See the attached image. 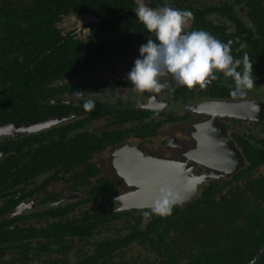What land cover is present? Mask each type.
Here are the masks:
<instances>
[{"label":"flooded vegetation","instance_id":"1","mask_svg":"<svg viewBox=\"0 0 264 264\" xmlns=\"http://www.w3.org/2000/svg\"><path fill=\"white\" fill-rule=\"evenodd\" d=\"M51 1L0 0V70L9 75V61L24 59L31 62L25 75L42 63L43 80L0 114V264H156L170 253L196 252L206 238L220 245L217 251H237V239L251 236L241 227L245 217L264 207V164L241 174L249 160L264 157V0H143L154 9L168 5L192 12L186 32L207 31L232 41L234 58L250 57L254 86L236 96L230 95L234 82L223 74L206 88L188 89L163 75L160 83L167 87L159 93L135 91L127 74L140 58V46L155 39L136 17L138 0L116 9L123 23L110 26L78 11L84 7L80 1L63 9L56 2L43 23L55 36L45 45H67L72 59L86 55L93 66L75 71L76 64L61 78L45 81L43 62L57 63L48 57L51 50L35 52L26 41L24 58L9 56V23L2 22L15 9L29 11L28 20ZM89 101L94 107L86 110ZM125 148L135 150L124 153L132 166L151 158L154 181L160 174L163 184L165 176L166 184L191 197L172 207L197 205L199 215L173 223L163 237L151 202L135 200L137 188L119 173L116 163ZM239 154L244 167L233 171ZM173 162L176 176L164 168ZM181 163L188 170L179 171ZM127 236L133 239L124 243ZM114 243L120 246L110 251Z\"/></svg>","mask_w":264,"mask_h":264},{"label":"trees","instance_id":"2","mask_svg":"<svg viewBox=\"0 0 264 264\" xmlns=\"http://www.w3.org/2000/svg\"><path fill=\"white\" fill-rule=\"evenodd\" d=\"M58 1L62 3L60 6L61 9L68 5L67 3L69 2H82L84 7L80 8L78 11L86 10L94 14L95 18H103V21H97V25L106 24L107 26L115 25L118 22L122 24L123 21L121 17L114 15L116 13L115 10L120 7H122L121 9L128 7L130 5L129 2L132 4L130 0H52L51 3L46 6L43 13H33L30 18L28 17V20L26 15L29 11L27 10L21 13L15 9L13 12L6 13L2 23H9V56L12 54H18L17 57L24 58L26 51V41L28 47L33 49L35 52L38 50V48L42 52L51 50V53L48 55V57L56 60L57 63L54 61L53 65L47 60L43 62L47 71V78L45 81L49 82L61 78L63 76V74H61L62 72L70 73L72 67L76 64L78 67L75 71H82L89 69L90 66H93L88 64V57L86 55L75 56L72 59L74 52L69 53V47L67 45H60L57 49H52V45H45L48 40L54 38L55 33L43 27V23L47 22L48 19L52 17V10L56 7L55 4L56 2L58 3ZM34 7L42 8L43 6L39 4L35 5ZM113 15L114 18H111ZM28 24H37L38 26L31 28L28 26ZM0 46L5 48L3 45ZM69 56H71L72 61L70 58H68ZM30 63L31 62H25L24 59L11 60L9 61V75L6 74L3 69L0 70V114L2 116L6 115L4 113V109L9 108V105H12L13 100L15 104L21 103L20 98L25 95V91L27 89L37 87L43 82V80H40V67L42 63H37L35 67L29 71V74H22L24 67L28 66ZM17 65H20L21 67L18 68ZM67 70L68 72H66ZM50 73L53 74V77ZM21 107L22 105L18 108ZM249 162L250 165L241 174H245L246 172L262 166L264 164V157L259 155L257 158H252L249 160ZM254 199L258 200L259 198L254 197ZM199 208L201 207L197 205H193L192 207L186 208L184 210H181V208L172 207L170 215L161 216L155 214V223H157L158 227L163 226V237H167L168 231L171 229L169 226H171L173 223L175 226L179 225V223L182 221L181 219L187 215L198 216L200 213ZM213 209L214 204L211 199V210ZM97 226L98 224H95L93 230ZM241 227H244V232L248 235L251 234V236L248 238L237 239V251H232L230 246L222 249L221 251H217L215 249L219 248L220 245H218L215 240L208 241L206 238L205 240L201 241V244H197V246L200 248L197 249L196 252H191L190 255H185L184 249L176 254L170 253L165 258L160 257L156 264H249L264 246V207H255L253 212L245 217V221ZM173 230L176 232L179 231L177 227L173 228ZM124 239H126L124 240V243H127L133 238L131 236H127ZM118 245L119 243H114L110 251H112L113 248H117ZM164 245L168 248L173 246L170 243H164ZM240 247H244V252H240ZM190 248L193 247L191 246ZM213 250L217 252H214ZM255 264H264V255Z\"/></svg>","mask_w":264,"mask_h":264},{"label":"clouds","instance_id":"3","mask_svg":"<svg viewBox=\"0 0 264 264\" xmlns=\"http://www.w3.org/2000/svg\"><path fill=\"white\" fill-rule=\"evenodd\" d=\"M134 12L146 31L155 37L147 38V43L140 46V58L127 74L135 91L159 93L167 87L160 83L163 75H170L179 86L193 89L206 88L218 79V74H223L234 82L235 87L230 90L232 96L244 95L245 90L254 86L250 57L244 54L240 59L234 58L232 41L221 42L204 30L185 31V26L194 19L192 12L168 5L154 9L143 0H138ZM244 47L246 45L241 44V48ZM93 107L91 101L84 105L86 110ZM174 203L170 189L162 188L151 212L170 215Z\"/></svg>","mask_w":264,"mask_h":264},{"label":"water","instance_id":"4","mask_svg":"<svg viewBox=\"0 0 264 264\" xmlns=\"http://www.w3.org/2000/svg\"><path fill=\"white\" fill-rule=\"evenodd\" d=\"M49 125L44 124L42 128H47ZM129 151L135 152V150L130 148H125L122 152H120V157L116 163L118 164V169L120 170V174L124 175L128 179H131V185L135 186L137 188V191L134 193L135 200L142 202L148 201L151 202V205L148 207H151L154 201L156 200L157 196L159 195L162 188H168L171 191V197L175 201L174 204H178L181 202H187L191 197H185V194L183 192L184 188L177 186L176 184L173 187H170L168 184L165 183L166 177L163 176V184H161L160 180V174L158 175L156 181H154V175L150 172V165H152L153 160L151 158H148L147 160L141 159L137 162L136 166H132L130 163L127 162L126 158L128 156ZM214 162V159L212 160ZM202 162V161H200ZM210 158H205V165L210 166L211 164ZM234 170L236 171L238 168L244 167V161L242 157L239 156L237 159L234 160ZM178 163L173 162L172 164L166 163L164 165L165 170L168 169L174 173V176H176L178 171H174V169L178 168L176 167ZM182 167H185L186 170H188L187 163H181V166H179V171L182 170ZM191 169V168H190ZM164 170V171H165ZM181 173V172H180ZM196 184L200 182V180L195 181ZM191 184V183H190ZM163 185V186H162ZM185 188H187L185 186ZM194 190L193 185L190 187V193L192 194ZM136 201V202H137ZM141 207V206H140ZM264 255V246L261 248V250L256 254V256L250 261L249 264H255L262 256Z\"/></svg>","mask_w":264,"mask_h":264}]
</instances>
